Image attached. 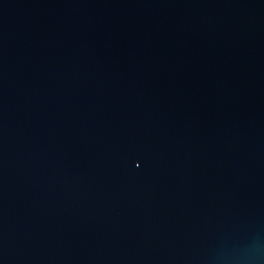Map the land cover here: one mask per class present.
Returning <instances> with one entry per match:
<instances>
[{
	"label": "water",
	"instance_id": "1",
	"mask_svg": "<svg viewBox=\"0 0 264 264\" xmlns=\"http://www.w3.org/2000/svg\"><path fill=\"white\" fill-rule=\"evenodd\" d=\"M0 264H264V0H0Z\"/></svg>",
	"mask_w": 264,
	"mask_h": 264
}]
</instances>
